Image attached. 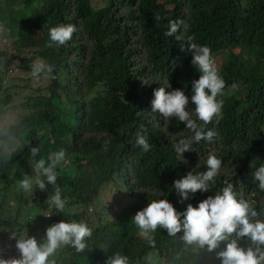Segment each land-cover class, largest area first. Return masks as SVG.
Here are the masks:
<instances>
[{
  "label": "trees",
  "instance_id": "16d2710c",
  "mask_svg": "<svg viewBox=\"0 0 264 264\" xmlns=\"http://www.w3.org/2000/svg\"><path fill=\"white\" fill-rule=\"evenodd\" d=\"M177 19L183 22L177 33L165 37L168 21ZM57 24H72V38L47 47L48 29ZM0 36V119L9 109L16 113L14 122L0 128V257L19 255L11 233L18 238L40 225L39 242L47 226L75 220L84 221L92 235L82 252L58 248L50 257L55 264H104L117 252L128 264H151L152 256L159 264H218L223 243L209 252L159 227L146 238L131 217L153 199L166 198L182 211L227 183L264 219V191L252 179L264 164V0H103L100 8L91 0H0ZM188 36L210 49L225 85L216 97L223 101L221 113L204 128L216 135L211 142H193L195 151L183 153L185 163L172 144L192 133L179 120L153 113L150 101L166 78L171 88L190 94L199 73L190 63ZM37 58L55 65V79L31 77ZM12 70L25 85L11 86ZM33 81L42 83L34 89ZM28 88L33 93L15 104V90ZM141 126L148 151L135 144ZM36 146L35 159L46 164L51 153H66L56 169L65 207L48 217L52 185L43 192L17 187L24 176L36 175L29 153ZM209 154L221 160L215 183L180 200L173 181L206 170ZM112 187L124 195L104 220L101 194Z\"/></svg>",
  "mask_w": 264,
  "mask_h": 264
},
{
  "label": "clouds",
  "instance_id": "9594fccd",
  "mask_svg": "<svg viewBox=\"0 0 264 264\" xmlns=\"http://www.w3.org/2000/svg\"><path fill=\"white\" fill-rule=\"evenodd\" d=\"M156 20L161 17L157 13ZM183 22L169 20L165 37H173ZM187 28V25H183ZM75 27L72 24H57L48 29L47 47H60L72 38ZM179 39V36H175ZM194 37L188 36L187 51L191 54L190 63L199 73L198 78L191 81L190 94H185L181 88H171L168 79L164 85L153 89L150 110L160 114L165 120L175 118L183 123L192 135L179 139L172 144V149L178 161L187 162L183 153L195 151L193 142H211L216 133L205 131V125L213 116L221 113L223 101L217 100L222 94L225 82L218 72L217 66L207 46L193 42ZM184 50V46H181ZM55 65L37 58L31 67V77L39 80L55 79ZM166 89H169L166 91ZM189 103L192 107L189 110ZM202 121L203 123H198ZM135 144L142 151L151 148L148 133L143 126L135 133ZM30 162L36 172L35 176H24L18 180V190L32 192L34 188L43 192L46 185L53 186V194L48 197L49 212L45 217L65 207V200L61 196V189L56 183L57 166L66 162L63 148L51 153L48 162L43 158L35 159L40 153V147L29 149ZM207 167L202 172L188 171L185 175L172 183V188L180 200H190L197 191L204 193L215 183L221 166V160L209 154L205 161ZM252 179L264 191V164L252 172ZM134 225L144 237H150L158 227L166 230L170 236L181 233L180 239L190 246L206 248L211 252L223 243V248L216 253L218 264H264V219L258 218L257 210L246 200L238 199L233 185L227 183L220 190L196 202L195 206L188 203L182 211L176 210L166 198L153 199L146 206L139 209L131 217ZM92 229L84 221L60 220L44 230L39 242L29 236L26 231L15 238V248L18 257L5 259L0 257V264H55L50 259L56 250L64 245H71L77 252L86 248V238L91 237ZM104 264H128V257L119 252L108 256Z\"/></svg>",
  "mask_w": 264,
  "mask_h": 264
},
{
  "label": "rangeland",
  "instance_id": "374dc122",
  "mask_svg": "<svg viewBox=\"0 0 264 264\" xmlns=\"http://www.w3.org/2000/svg\"><path fill=\"white\" fill-rule=\"evenodd\" d=\"M91 4L96 8H100L103 6V0H91ZM1 40H2V37L0 36V47H1ZM8 67L10 68V70L12 69L10 64ZM9 78H11V80H12L11 86L17 85L19 87V86L26 84V82L24 84V82L20 81L22 76H20L17 71L12 70L11 73L9 72ZM26 78H28V77H26ZM40 83H42V82L38 83L37 81H33L32 83H29V84L31 85L32 88L35 89L38 87L37 85ZM15 91L19 93V96H16V98H15V104H18L23 97L25 98V97H27L33 93L30 88H28L27 90H23V91L19 90V89L15 90ZM15 118H16V113L13 112L11 109H9L7 111V113L4 116H2L0 119V128L2 126H8V124L15 121ZM112 189H113V187L102 192V194H101V200H103L102 201L103 204L104 205L107 204L106 205V208H107L106 213L104 212V214H103L104 220H107V219L110 220L111 217L116 213V208L113 205L114 200L117 199V197L124 195L122 192L121 193H115L114 189L113 190ZM92 222L94 225H97L99 221L95 218L92 220ZM41 229H42V227L40 225H37L35 227L30 228L28 231L27 230L26 231H27V234L29 236L36 237L37 232L41 231ZM151 264H159L156 261L155 257H153V256H152Z\"/></svg>",
  "mask_w": 264,
  "mask_h": 264
}]
</instances>
